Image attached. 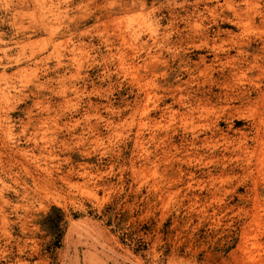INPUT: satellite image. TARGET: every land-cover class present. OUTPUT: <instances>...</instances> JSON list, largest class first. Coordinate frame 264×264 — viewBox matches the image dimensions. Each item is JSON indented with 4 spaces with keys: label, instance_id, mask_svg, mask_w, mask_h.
<instances>
[{
    "label": "rangeland",
    "instance_id": "1",
    "mask_svg": "<svg viewBox=\"0 0 264 264\" xmlns=\"http://www.w3.org/2000/svg\"><path fill=\"white\" fill-rule=\"evenodd\" d=\"M228 1L0 0V264H264V0Z\"/></svg>",
    "mask_w": 264,
    "mask_h": 264
},
{
    "label": "bare ground",
    "instance_id": "2",
    "mask_svg": "<svg viewBox=\"0 0 264 264\" xmlns=\"http://www.w3.org/2000/svg\"><path fill=\"white\" fill-rule=\"evenodd\" d=\"M134 1H135V0H134ZM139 1H140V0H139ZM202 1H203V0H202ZM222 1H223V0H222ZM229 1H230V0H229ZM229 1H228V2H229ZM238 1H239V0H238ZM238 1H237V2H238ZM136 2H137V1H136ZM136 2H135V3H136ZM182 2H183V1H182ZM184 2H185V1H184ZM187 2H188V1H187ZM195 2H197V0H195ZM217 2H218V1H217ZM217 2H216V3H217ZM220 2H221V1H220ZM225 2H226V1H225ZM241 2H242V1H241ZM244 2H245V4H246V0H245ZM247 2H248V0H247ZM126 3H127V2H126ZM130 3L132 4V2H130ZM139 3H140V2H139ZM165 3H166V2H165ZM170 3H171V2H170ZM172 3H173V2H172ZM203 3H204V2H203ZM213 3H214V2H213ZM223 3H224V2H223ZM230 3H231V2H230ZM136 4H137V3H136ZM143 4H144V2H143ZM192 4H193V3H192ZM220 4H221V3H220ZM225 4H226V3H225ZM231 4H232V3H231ZM129 5H130V4H129ZM149 5H151V4H149ZM163 5H164V4H163ZM163 5H162V6H163ZM166 5H167V4H166ZM166 5H165V6H166ZM173 5H174V4H173ZM180 5H181V4H180ZM194 5H195V3H194ZM199 5H200V4H199ZM204 5H205V4H204ZM214 5H215V3H214ZM234 5H235V4H234ZM144 6H145V4H144ZM144 6H141V5H140V7H144ZM160 6H161V5H160ZM217 6H219V5L217 4ZM221 6H222V5H221ZM223 6H224V5H223ZM230 6H231V5H230ZM240 6H241V5H240ZM127 7H129V6H127ZM166 7H167V6H166ZM211 7H212V6H211ZM122 8H123V6H122ZM124 8H125V7H124ZM137 8H138V7H137ZM152 8H153V7H152ZM159 8H161V7H159ZM174 8H175V7H174ZM184 8H185V7H184ZM212 8H213V7H212ZM216 8H217V7H216ZM225 8H227V7H225ZM140 9H141V8H140ZM140 9H139V10H140ZM155 9H156V8H155ZM157 9H158V8H157ZM157 9H156V11H158ZM170 9H171V8H170ZM178 9H179V7H178ZM182 9H183V8H182ZM185 9H186V8H185ZM221 9H222V8H221ZM239 9H240V8H239ZM139 10H138V11H139ZM141 10H142V9H141ZM145 10H146V9H145ZM173 10H174V9H173ZM180 10H181V9H180ZM192 10H193V8H192ZM209 10H210V9H209ZM215 10H216V9H215ZM217 10H218V9H217ZM240 10H241V9H240ZM138 11H137V12H138ZM151 11H154V9H152ZM168 11H170V10H168ZM184 11H185V10H184ZM187 11H188V10H187ZM201 11H202V9H201ZM203 11H204V10H203ZM206 11H207V10H206ZM211 11H212V10H211ZM226 11H227V10H226ZM149 12H150V11H149ZM171 12H172V11H171ZM217 12H218V11H217ZM122 13H123V12H122ZM173 13H175V12H173ZM176 13H177V12H176ZM191 13H192V12H191ZM211 13H212V12H211ZM213 13H214V11H213ZM215 13H216V12H215ZM231 13H232V12H231ZM234 14H235V13H234ZM174 15H175V14H174ZM194 15H195V13H194ZM206 15H207V14H206ZM214 15H215V14H213V16H214ZM217 15H218V14H217ZM232 15H233V14H232ZM235 15H236V14H235ZM110 16H111V15H110ZM125 16H126V15H125ZM195 16H196V15H195ZM200 16H201V15H200ZM223 16H224V15H223ZM233 16H234V15H233ZM169 17H170V16H169ZM187 17H188V15H187ZM197 17H198V16H197ZM211 17H212V15H211ZM231 17H232V16H231ZM257 17H258V16H257ZM112 18H113V16H112ZM112 18H111V19H112ZM115 18H116V17H115ZM115 18H114L113 20H115ZM171 18H172V16H171ZM181 18H182V17H181ZM181 18H180V19H181ZM183 18H184V17H183ZM193 18H194V17H193ZM204 18H205V17H204ZM220 18H221V17H220ZM232 18H233V17H232ZM236 18H238V17H236ZM263 18H264V17H263ZM184 19H185V18H184ZM189 19H190V18H189ZM191 19H192V18H191ZM194 19H195V18H194ZM200 19H201V18H200ZM225 19H226V18H225ZM233 19H234V18H233ZM117 20H118V19H117ZM177 20H178V18H177ZM218 20H219V17H218ZM222 20H223V19H222ZM234 20H235V19H234ZM260 20H261V19H260ZM158 21H159V20H158ZM158 21H157V22H158ZM174 21H175V20H174ZM185 21H186V19H185ZM187 21H188V19H187ZM215 21H216V20H215ZM226 21H227V20H226ZM238 21H240V20H238ZM109 22H110V23H109ZM113 22H114V21H113ZM113 22H112V24H113ZM176 22H177V21H176ZM191 22H192V21H191ZM232 22H234V21H232ZM262 22H263V21H262ZM107 23H108V24H111V20L108 21ZM116 23H117V22H116ZM158 23H159V22H158ZM172 23H173V22H172ZM177 23H178V22H177ZM213 23H214V22H213ZM238 23H240V22H238ZM238 23H237V24H238ZM169 24H170V23H169ZM178 24H179V23H178ZM185 25H186V24H185ZM192 25H193V24H192ZM192 25H191V26H192ZM194 25H196V24H194ZM232 25H233V24H232ZM234 25H235V24H234ZM116 26H117V25H116ZM162 26H164V25H162ZM170 26H171V25H170ZM180 26H181V25H180ZM188 26H189V24H188ZM235 26H236V25H235ZM124 27H125V26H124ZM185 27H187V26H185ZM236 27H237V26H236ZM165 28H166V27H165ZM155 29H156V28H155ZM158 29H159V28H158ZM161 29H163V28H161ZM167 29H168V28H167ZM179 29L182 30L181 28H179ZM186 29H187V28H186ZM206 29H207V28H206ZM121 30H122V29H121ZM175 30H176V28H175ZM183 30H185V28H184ZM155 31H156V30H155ZM160 31H161V30H160ZM163 31H164V30H163ZM165 31H166V30H165ZM165 31H164V33H165ZM170 31H172V30L170 29ZM173 31H174V30H173ZM178 31H179V30H178ZM191 31H192V29H191ZM191 31H190V32H191ZM167 32H168V31H167ZM160 33H161V32H160ZM169 33H170V32H169ZM186 33H187V32H186ZM192 33H193V31H192ZM217 33H219V32H217ZM217 33H216V34H217ZM221 33H222V32H221ZM171 34H172V33H171ZM171 34H170V35H171ZM188 34H189V33H188ZM216 34H215V35H216ZM143 35H145V34H143ZM172 35H173V34H172ZM177 35H178V34H177ZM180 35H181V34H180ZM180 35H179V36H180ZM189 35H192V34H189ZM200 35H201V34H200ZM202 35H204V34H202ZM202 35H201V36H202ZM227 35H228V34H227ZM230 35H231V34H230ZM230 35H229V36H230ZM117 36H118L117 38L119 39L121 45H123V44L125 43V41L127 42L128 39H130L132 42H135V41H139V40H140V39H139V37H140V32H139L138 30H136L135 28H132V27H130V29L127 28L126 31H123V32L118 33ZM164 36H165V35H164ZM184 36H185V35H184ZM197 36H198V35H197ZM225 36H226V35H225ZM237 36H238V35H237ZM148 37H149V36H148ZM166 37H167V36H166ZM204 37H205V36H204ZM234 37H235V36H234ZM156 38H157V37H156ZM176 38H177V37H176ZM179 38H180V37H179ZM224 38H225V37H224ZM126 39H127V40H126ZM138 39H139V40H138ZM141 39H142V38H141ZM151 39H152V38H151ZM157 39H159V38H157ZM157 39H156V40H157ZM166 39H167V38H166ZM183 39H184V38H183ZM188 39H189V38H188ZM200 39H201V38H200ZM206 39H207V38H206ZM229 39H230V38H229ZM167 40H168V39H167ZM174 40H175V39H174ZM189 40H190V39H189ZM193 40L195 41V39H193ZM197 40H198V39H197ZM212 40H213V39H212ZM212 40H210V41H212ZM227 40H228V39H227ZM235 40H236V39H235ZM235 40H234V41H235ZM102 41H103V40H102ZM171 41H172V40H171ZM175 41H176V40H175ZM180 41H181V40H180ZM185 41H186V40H185ZM187 41H188V40H187ZM201 41H202V40H201ZM220 41H221V39H220ZM254 41H255V40H254ZM260 41H261V40H260ZM103 42H105V41H103ZM115 42H116V41H115ZM139 42H140V41H139ZM141 42H142V41H141ZM162 42H163V41H162ZM172 42H173V41H172ZM176 42H179V41H176ZM195 42H196V41H195ZM206 42H207V41H206ZM212 42H214V40H213ZM223 42H224V41H223ZM225 42H226V41H225ZM146 43H147V41H146ZM153 43H154V42H153ZM155 43H156V41H155ZM165 43H166V42H165ZM188 43H189V42H188ZM191 43H193L192 40H191ZM197 43H199V42L197 41ZM197 43H196V44H197ZM203 43H204V41H203ZM203 43H202V44H203ZM216 43H217V42H216ZM218 43H219V41H218ZM229 43H230V42H229ZM239 43H242V42H239ZM246 43H247V42H246ZM108 44H109V43H108ZM110 44H111V43H110ZM148 44H149V43H147V45H148ZM159 44H160V43H159ZM182 44H183V42H182ZM202 44H201V45H202ZM231 44H232V43H231ZM147 45H146V46H147ZM157 45H158V43H157ZM180 45H181V44H180ZM188 45H189V44H188ZM188 45H186V46H188ZM192 45H194V44H192ZM192 45H190V47H191ZM203 45H204V44H203ZM222 45H223V44H222ZM229 45H230V44H229ZM257 45H258V44H257ZM172 46H173V45H172ZM177 46H178V44H177ZM184 46H185V45H184ZM186 46H185V48H186ZM204 46L206 47V44H205ZM208 46H209V45H208ZM212 46H217V45H214V44H213ZM227 46H228V45H227ZM231 46H232V45H231ZM234 46H235V44H234ZM236 46H237V45H236ZM261 46H262V45H261ZM263 46H264V45H263ZM109 47L111 48L112 46H109ZM141 47H142V46H141ZM153 47H154V46H153ZM166 47H167V46H166ZM173 47H174V46H173ZM192 47H193V46H192ZM192 47H191V48H192ZM196 47H197V46H196ZM201 47H202V46H199V48H201ZM149 48H150V47H149ZM149 48H148V49H149ZM168 48H169V47H168ZM178 48H179V47H178ZM181 48H182V46H181ZM207 48H208V47H207ZM212 48H213V47H212ZM212 48H211V51H212ZM221 48H222V46H221ZM96 49H97V48H96ZM106 49H108V48H106ZM154 49H155V48H154ZM157 49H158V48H157ZM170 49H171V48H170ZM194 49H195V48H194ZM196 49H197V48H196ZM204 49H205V48H204ZM216 49H217V48H216ZM231 49H232V47H231ZM143 50H144V49H143ZM151 50H152V49H151ZM155 50H156V49H155ZM165 50H166V48H165ZM167 50H168V49H167ZM180 50H181V49H180ZM206 50H207V49H206ZM214 50H215V49H214ZM217 50H218V49H217ZM234 50H235V49H234ZM177 51H178V50H177ZM225 51H226V50H225ZM258 51H259V50H258ZM150 52H151V51H150ZM160 52H161V51H160ZM163 52H164V51H163ZM170 52H171V51H170ZM181 52H182V51H181ZM184 52H185V51H184ZM217 52H218V51H217ZM220 52H222V51H220ZM227 52H228V51H227ZM239 52H240V51H239ZM262 52H263V51H262ZM111 53H112V52H110V54H111ZM168 53H169V52H168ZM172 53H173V52H172ZM176 53H177V52H176ZM176 53H174V55H175ZM187 53H188V52H187ZM214 53H215V52H214ZM214 53H212V54H214ZM108 54H109V53H108ZM146 54H148V53H146ZM149 54H151V53H149ZM154 54H155V53H154ZM207 54H208V53H207ZM221 54H222V53H221ZM237 54L239 55L238 52H237ZM136 55H137V54H136ZM156 55H157V54H156ZM171 55H172V54H171ZM171 55H170V56H171ZM178 55H179V54H178ZM214 55H215V54H214ZM230 55H231V54H230ZM235 55H236V54H235ZM241 55H242V54H241ZM110 56H111V55H110ZM138 56H139V55H138ZM148 56H149V55H148ZM159 56H160V54H159ZM161 56H162V54H161ZM165 56H166V55H165ZM167 56H168V55H167ZM175 56H176V55H175ZM216 56H217V55H216ZM107 57H108V56H107ZM107 57H106V58H107ZM133 57H134V56H133ZM140 57H141V56H140ZM150 57L152 58V57H154V56H152V54H151ZM221 57H223V56L221 55ZM224 57H225V56H224ZM227 57H228V55H227ZM233 57H235V56H233ZM115 58H116V57H115ZM157 58H158V57H157ZM164 58H165V57H164ZM167 58H168V57H167ZM174 58H175V57H174ZM212 58H213V57H212ZM215 58H216V57H215ZM217 58H218V57H217ZM228 58H229V57H228ZM231 58H232V57H230V60H228V61H227L225 58H224V60H226L225 63H227V67H229L230 69H232V72H231L230 74H232L234 77L237 78L238 75H241V74L243 75V72H242L241 70H240V72H238L239 69H237L238 71H236V69H235V70L233 69V67H234V63H233V59H231ZM235 58H237V57H235ZM108 59H109V58H108ZM133 59H134V58H133ZM133 59H132V60H133ZM143 59H144V58H143ZM152 59H153V58H152ZM171 59H172V57H171ZM203 59H205V58L203 57ZM219 59H220V58H219ZM120 60H121V59H120ZM136 60H137V59H136ZM149 60H150V58H149ZM161 60H162V59H161ZM211 60H212V59H211ZM237 60H238V59H237ZM240 60H241V58H240ZM138 61H139V60H138ZM140 61H141V60H140ZM147 61H148V59H147ZM151 61H153V60H151ZM179 61H180V60H179ZM234 61H235V60H234ZM238 61H239V60H238ZM115 62H116V61H115ZM159 62H160V60H159ZM159 62H156V63H159ZM202 62H203V61H202ZM222 62H223V61H222ZM241 62H242V61H241ZM120 63H121V62H120ZM128 63H129V62H128ZM128 63H127V64H128ZM145 63H146V62H145ZM149 63H150V62H149ZM207 63H208V62H207ZM223 63H224V62H223ZM225 63H224V64H225ZM244 63H245V62H244ZM117 64H118V63H117ZM147 64H148V63H147ZM161 64H162V63H161ZM164 64H165V63H164ZM118 65H119V64H118ZM120 65H121V64H120ZM122 65H123V64H122ZM124 65H125V64H124ZM128 65H129V64H128ZM141 65H142V64H141ZM143 65H144V64H143ZM162 65H163V64H162ZM177 65H178V64H177ZM186 65H187V64H186ZM186 65H185V66H186ZM206 65H207V64H206ZM255 65H256V63H255ZM130 66H131V65H130ZM185 66H184V67H185ZM201 66H202V65H201ZM203 66H204V65H203ZM224 66H225V65H224ZM238 66H239V64H238ZM238 66H237V67H238ZM253 66H254V65H252V67H253ZM117 67H118V66H117ZM122 67H123V66H122ZM137 67H138V66H137ZM139 67H140V66H139ZM208 67H209V65H208ZM215 67H216V66H215ZM218 67H219V66H218ZM222 67H223V66H222ZM252 67H251V68H252ZM118 68H121V67H118ZM204 68H206V67H204ZM220 68H221V67H220ZM121 69H122V68H121ZM179 69H180V68H179ZM183 69H185V68H183ZM207 69H208V68H207ZM213 69H214V68H213ZM216 69H217V68H216ZM243 69H244V68H243ZM249 69H250V68H248L247 70H249ZM175 70H176V69H175ZM185 70H186V69H185ZM187 70H188V69H187ZM208 70H209V69H208ZM217 70H218V69H217ZM220 70H221V69H220ZM220 70H219V71H220ZM259 70H260V69H259ZM107 71H108V70H107ZM171 71H172V70H171ZM189 71H190V69H189ZM189 71H188V72H189ZM198 71H199V70H198ZM202 71H203V70H201L200 73L203 75L206 71H205V70H204L205 72H202ZM209 71H210V70H209ZM230 71H231V70H230ZM245 71H246V70H245ZM160 72H163V71H160ZM263 72H264V71H263ZM156 73H157V72H156ZM198 73H199V72H198ZM108 74H109V73H108ZM160 75H161V74H160ZM160 75L158 74V76H160ZM162 75H163V74H162ZM162 75H161V76H162ZM188 75H189V74H188ZM192 75H195V74H191V76H192ZM202 75H201V76H202ZM206 75H207V74H206ZM206 75H205V76H206ZM208 75H209V74H208ZM156 76H157V75H156ZM161 76H160V77H161ZM167 76H168V75H167ZM198 76H199V75H198ZM209 76H210V75H209ZM154 77H155V76H154ZM162 77H163V76H162ZM193 77H194V76H193ZM210 77H212V76H210ZM230 77H232V76H230ZM198 78H199V77H198ZM238 78H239V77H238ZM153 79H154V78H153ZM153 79H151V80H153ZM172 79H173V78H172ZM176 79H177V77H176ZM185 79H186V78H185ZM187 79H188V78H187ZM187 79H186V80H187ZM195 79H196V78H195ZM239 79H241V78H239ZM239 79H238V80H239ZM242 79H243V78H242ZM245 79H246V78H245ZM193 80H194V79H193ZM200 80H201V79H200ZM238 80H237V81H238ZM243 80H244V79H243ZM227 81H229V80L227 79ZM227 81H226V82H227ZM231 81H233V80H231ZM144 82H145V81H144ZM146 82H147V81H146ZM189 82H193V81H190V79H189ZM194 82H195V81H194ZM206 82H207V81H206ZM211 82H212V81H211ZM214 82H215V81H214ZM214 82H213V83H214ZM222 82H223V81H222ZM224 82H225V80H224ZM226 82H225V83H226ZM167 83H168V82H167ZM235 83H236V82H235ZM253 83H254V82H253ZM143 84H145V83H143ZM175 84H176V83H175ZM186 84H187V81H186ZM190 84H191V83H190ZM194 84H195V83H194ZM196 84H198V83H196ZM196 84H195V85H196ZM210 84H211V83H210ZM214 84H215V83H214ZM227 84H228V83H227ZM256 84H257V83H256ZM258 84H259V83H258ZM164 85H165V84H164ZM164 85H163V86H164ZM179 85H180V84H179ZM224 85H225V84H224ZM145 86H146V85H145ZM183 86H184V84L182 85V87H183ZM193 86H194V85H193ZM196 86H197V85H196ZM196 86H195V88H196ZM225 86H226V85H225ZM239 86H240V85H239ZM251 86H253V85H251ZM139 87H140V86H139ZM170 87H171V86H170ZM174 87H175V85H174ZM144 88H145V87H144ZM175 88H176V87H175ZM175 88H174V90H175ZM178 88H179V87H178ZM178 88H177V89H178ZM185 88H186V87H185ZM222 88H223V86H222ZM224 88L227 89L226 87H224ZM256 88H257V87H256ZM177 89H176L175 91H178ZM182 89H183V88H182ZM186 89H187V88H186ZM229 89H230V88H229ZM234 89H235V88H234ZM144 90H145V89H144ZM191 90H192V89H191ZM166 91H167V90H166ZM172 91H173V90H172ZM239 91H240V90H239ZM239 91H238V92H239ZM173 92H174V91H173ZM192 92H193V91H192ZM197 92H198V91H197ZM219 92H220V91H219ZM225 92H226V91H225ZM240 92H241V91H240ZM162 93H163V92H162ZM186 93H187V92H186ZM186 93H185V94H186ZM188 93H189V92H188ZM199 93H200V92H199ZM235 93H236V92H235ZM255 93H256V92H255ZM163 94H164V93H163ZM172 94H173V93H172ZM190 94H191V92H190ZM193 94H194V93H193ZM263 94H264V92H263ZM144 95H146V94H144ZM147 95H148V94H147ZM169 95H170V94H169ZM177 95H178V94H177ZM198 95H199V94H198ZM201 95H202V94H201ZM239 95H241V94H239ZM239 95H238V96H239ZM254 95H255V94H254ZM260 95H261V94H260ZM137 96H138V95H137ZM180 96H181V95H180ZM182 96H183V95H182ZM187 96H188V95H187ZM190 96H192V95H190ZM199 96H200V95H199ZM203 96H204V95H203ZM226 96H227V94H226ZM228 96H229V94H228ZM231 96H232V95H231ZM149 97H150V96H149ZM162 97H163V96H162ZM164 97H165V96H164ZM164 97H163V98H164ZM258 97H259V96H258ZM262 97H263V96H262ZM145 98H146V97H145ZM197 98H198V97H197ZM197 98H196V99H197ZM205 98H206V97H205ZM256 98H257V97H256ZM146 99H147V98H146ZM149 99H150V98H149ZM171 99H172V98H171ZM202 99H203V98H202ZM215 99H216V97H215ZM217 99H218V98H217ZM241 99H242V98H241ZM160 100H161V99H160ZM179 100H180V99H179ZM183 100H184V98H183ZM197 100H198V99H197ZM220 100H221V99H220ZM254 100H256V99H254ZM173 101H174V100H173ZM195 101H196V100H195ZM203 101H204V99H203ZM221 101H222V100H221ZM225 101H228V100H225ZM258 101H259V99H258ZM124 102H125V101H124ZM147 102H148V101H147ZM164 102H165V101H164ZM187 102H189V101H187ZM193 102H194V101H193ZM198 102H199V101H198ZM206 102H207V99H206ZM222 102H223V101H222ZM178 103L180 104V102H178ZM189 103H190V102H189ZM202 103H203V102H202ZM157 104H158V103H157ZM165 104H166V103H165ZM198 104H200V103H198ZM204 104H205V103H204ZM214 104H215V103H214ZM252 104H254V103H252ZM256 104H257V103H256ZM260 104H261V103H260ZM262 104H263V101H262ZM181 105H182V103H181ZM193 105H194V104H193ZM226 105H227V104H226ZM231 105H232V104H231ZM109 106H110V105H109ZM142 106H143V105H142ZM147 106H148V105H147ZM154 106H155V104H154ZM165 106H166V105H165ZM186 106H187V105H186ZM198 106H199V105H197V107H198ZM209 106H210V105H209ZM219 106H221V105H219ZM110 107H111V106H110ZM170 107H171V106H170ZM170 107H169V109H170ZM188 107H189V106H188ZM195 107H196V106H195ZM195 107H194V108H195ZM205 107H206V106H205ZM222 107H223V106H222ZM228 107H230V106H228ZM228 107H227V108H228ZM232 107H234V106L232 105ZM232 107H231V108H232ZM238 107H239V106H238ZM242 107H243V106H242ZM260 107H261V106H260ZM262 107H263V106H262ZM154 108H155V107H154ZM161 108H162V107H161ZM164 108H166V107H164ZM167 108H168V107H167ZM176 108H177V107H176ZM190 108H191V107H190ZM192 108H193V107H192ZM202 108H203V107H202ZM202 108H201V109H202ZM208 108H209V107H208ZM235 108H236V107H235ZM239 108H240V107H239ZM239 108H238V109H239ZM248 108H250V107H248ZM47 109H48V108H46V110H47ZM152 109H153V108H152ZM196 109H197V108H196ZM199 109H200V107H199ZM199 109H197V110H199ZM217 109H218V107H217ZM108 110H109V109H108ZM144 110H146V109H144ZM171 110H172V109H171ZM220 110H221V108H220ZM233 110H234V109H233ZM236 110H237V109H236ZM236 110H235V112H236ZM239 110H240V109H239ZM261 110H263V109H261ZM261 110H260V111H261ZM161 111H162V110H161ZM184 111H185V110H184ZM199 111H200V110H199ZM228 111H229V110H228ZM240 111H241V110H240ZM240 111H239V112H240ZM159 112H160V111H159ZM162 112H163V111H162ZM175 112H176V111H175ZM175 112H174V115H175ZM185 112H186V111H185ZM185 112H183V110H182V113H185ZM187 112H188V111H187ZM190 112H191V111H190ZM160 113H161V112H160ZM160 113H159V114H160ZM170 113H171V112H170ZM172 113H173V112H172ZM172 113H171V114H172ZM176 113H178V112H176ZM179 113H181V112H179ZM179 113H178V114H179ZM168 114H169V111H168ZM187 114H188V113H187ZM230 114H231V113H230ZM237 114H238V112H237ZM259 114H260V113H259ZM169 115H170V114H169ZM176 115H177V114H176ZM235 115H236V114H235ZM235 115H234V116H235ZM261 115H262V114H261ZM98 116H99V114H98ZM158 116H159V115H158ZM177 116H179V115H177ZM181 116H183V114H182ZM184 116H186V115H184ZM191 116H192V114H191ZM236 116H237V115H236ZM238 116H239V114H238ZM186 117H187V116H186ZM186 117H185V118H186ZM146 118H147V117H146ZM149 118H150V117H149ZM178 118H181V117H178ZM235 118H236V117H235ZM237 118H238V117H237ZM256 118H257V117H256ZM262 118H263V117H262ZM241 119H242V118H241ZM263 119H264V118H263ZM178 120H179V119H178ZM242 120H244V119H242ZM256 120H257V119H256ZM256 120H255V121H256ZM180 121H181V120H180ZM215 121H216V120H215ZM245 121H246V120H245ZM247 121H248V120H247ZM260 121H261V119H260ZM216 122H217V121H216ZM226 122H227V121H226ZM254 123H255V122H254ZM254 123H253V124H254ZM214 124H216V123H214ZM257 124H258V123H257ZM112 125H113V124H112ZM250 125H251V124H250ZM261 125H262V124H261ZM107 126H108V125H107ZM212 126H213V125H212ZM227 126H228V125H227ZM247 126H248V125H247ZM252 126H253V125H252ZM254 126H255V125H254ZM262 126H263V125H262ZM218 127H219V126H218ZM229 127H230V126H229ZM250 127H251V126H250ZM227 128H228V127H227ZM248 128H249V127H248ZM255 128H256V127H255ZM257 128H258V127H257ZM263 128H264V127H263ZM209 129H210V128H209ZM246 130H247V129H246ZM260 130H261V129H260ZM262 130H263V129H262ZM262 130H261V131H262ZM204 131H206V130H204ZM215 131H216V130H215ZM241 131H243V130H241ZM258 131H259V130H258ZM181 132H182V131H181ZM216 132H217V131H216ZM239 132H240V131H239ZM9 133H10V132H9ZM174 133H175V132H174ZM193 133H194V132H193ZM197 133H199V132H197ZM203 133H204V132H203ZM207 133H208V132H207ZM211 133H212V132H211ZM240 133H241V132H240ZM255 133H257V132H255ZM263 133H264V131H263ZM185 134H186V133H185ZM200 134H201V133H200ZM214 134H215V133H214ZM241 134H242V133H241ZM246 134H247V133H246ZM248 134H249V133H248ZM248 134H247V135H248ZM253 134H254V133H253ZM197 135H198V134H197ZM205 135H206V134H205ZM256 135H257V134H256ZM262 135H263V134H262ZM192 136H193V135H192ZM207 136H209V135H207ZM241 136H242V135H241ZM243 136H244V135H243ZM257 136H259V134H258ZM257 136H256V137H257ZM203 137H204V136H203ZM203 137H202V138H203ZM218 137H219V135H218ZM238 137H240V135H239ZM149 138H150V137H149ZM195 138H196V137H195ZM216 138H217V137H216ZM188 139H189V138H188ZM208 139H209V138H208ZM213 139H214V138H213ZM244 139H245V138H244ZM248 139H249V138H248ZM252 139H253V138H252ZM259 139H260V138H259ZM259 139H258V141H260ZM194 140H195V139H194ZM203 140H204V139H203ZM222 140H223V139H222ZM222 140H221V141H222ZM226 140H227V139H226ZM232 140H233V139H232ZM234 140H235V139H234ZM242 140H243V139H242ZM255 140H256V139H255ZM255 140H254V141H255ZM179 141H180V140H179ZM183 141H184V140H183ZM212 141H213V140H212ZM236 141H237V140H236ZM251 141H252V140H251ZM262 141L264 142V140H262ZM190 142H191V141H190ZM200 142H202V141H200ZM204 142H205V141H204ZM208 142H209V141H208ZM217 142H218V141H217ZM230 142H231V141H230ZM246 142H247V141H246ZM198 143H199V142H198ZM198 143H197V144H198ZM225 143H226V142H225ZM235 143H236V146L234 145L235 148H234V147H233V148H234V151H237V152H238V154H242V156H244V157H246L247 155L250 154V151H249L248 148L246 147L247 145H245V143H243V141H242V142H241V141H238V142H235ZM254 143H255V142H254ZM254 143H253V145H255ZM180 144H181V143H180ZM203 144H204V143H203ZM215 144H216V143H215ZM226 144H227V143H226ZM231 144H232V143H231ZM233 144H234V143H233ZM257 144H258V143H257ZM259 144H260V145H259V148H261V147H262V146H261L262 143L259 142ZM201 145H202V144H201ZM213 145H214V144H213ZM224 145H225V144H224ZM251 145H252V144H251ZM216 146H218V145H216ZM260 146H261V147H260ZM186 147H187V146H186ZM194 147H195V146H194ZM202 147H203V146H202ZM205 147H206V146H205ZM222 147H223V146H222ZM226 147H228V146H226ZM226 147H225V148H226ZM231 147H232V146H231ZM231 147H230V148H231ZM10 148H11L12 150H13V149L17 150V151L14 152V153H16V154H17V153H20V154H21V152L23 151V150L17 149L16 146H11ZM223 148H224V147H223ZM183 149H185V148H183ZM213 149H214V148H213ZM217 149H218V148H217ZM231 149H232V148H231ZM257 149H258V148H257ZM162 150H163V149H162ZM210 150H211V149H210ZM224 150H225V149H224ZM250 150H251V149H250ZM203 151H204V150H203ZM253 151H254V150H253ZM184 152H185V151H184ZM184 152H183V153H184ZM188 152H189V151H188ZM228 152H229V149H228ZM200 153H201V152H200ZM200 153H198V155H199ZM209 153H210V152H209ZM230 153H231V151H230ZM230 153H229V154H230ZM233 153H234V152H233ZM233 153H231V154H233ZM178 154H179V153H178ZM211 154H212V153H211ZM231 154H230V155H231ZM238 154H237V155H238ZM195 155H196V154H195ZM222 155H223V154H222ZM224 155H225V154H224ZM226 155H227V154H226ZM251 155H252V154H251ZM171 156H172V155H171ZM191 156H192V154H191ZM199 156H200V155H199ZM203 156H204V155H203ZM234 156H235V155H234ZM178 157H180V155H179ZM192 157H193V156H192ZM196 157H197V156H196ZM222 157H223V156H222ZM230 157H231V156H229V158H230ZM185 158H186V157H185ZM210 158H211V157H210ZM235 158H236V157H235ZM237 158H238V156H237ZM242 158H243V157H242ZM178 159H179V158H178ZM175 160H176V159H175ZM183 160H184V159H183ZM191 160H192V159H191ZM243 160H244V159H243ZM245 160H246V159H245ZM250 160H251V159H250ZM188 161H189V160H188ZM216 161H217V160H216ZM224 161H225V160H224ZM227 161H228V160H227ZM235 161H236V160H235ZM238 161H239V160H238ZM258 161H259V160H258ZM261 161H262V158H261V160H260V163H261ZM263 161H264V160H263ZM263 161H262V165H263ZM220 162H221V161H220ZM222 162H223V161H222ZM222 162H221V163H222ZM230 162H231V161H230ZM241 162H242V161H241ZM249 162H250V161H249ZM251 162H252V161H251ZM208 163H209V162H208ZM210 163H211V162H210ZM233 163H234V162H233ZM260 163H259V164H260ZM225 164H227V163H225ZM235 164H236V163H235ZM245 164H246V163H245ZM250 164H251V163H250ZM239 165H242V163L239 164ZM248 165H249V164H248ZM234 166H237V165H234ZM244 166H245V165H244ZM224 167H225V166H224ZM230 167H231V166H230ZM237 167H238V166H237ZM263 167H264V166H263ZM38 168H39V167H37V169H36V173L40 176V174L38 173ZM222 168H223V166H222ZM232 168H233V166H232ZM232 168H231V169H232ZM242 168H243V167H242ZM56 169H57V168H56ZM179 169H180V168H179ZM239 169H240V167H239ZM244 169H246V168H244ZM251 169L253 170V168H251ZM254 169H255V168H254ZM257 169H258V168H257ZM257 169H255V170H257ZM39 170H40L44 175L48 176L49 179H50L52 182H55V181L57 180V176L54 177V174H55V173L53 174V172L50 170V168H39ZM242 170H243V169H242ZM258 170H259V169H258ZM258 170L256 171V173L261 172L260 170H259V171H258ZM262 170H263V168H262ZM224 171H225V170H224ZM240 171H241V170H240ZM253 171H254V170H253ZM253 171H252V172H253ZM56 173H57V172H56ZM191 173H192V172H191ZM225 173H226V172H225ZM250 173H251V172H250ZM209 174H210V173H209ZM242 174H243V172H242ZM242 174H241V176H242ZM245 174H246V173H245ZM258 174H259V173H258ZM260 174H261V173H260ZM215 175H216V174H215ZM217 175H218V174H217ZM189 176H190V175H189ZM220 176H221V175H220ZM229 176H230V175H229ZM229 176H228V177H229ZM250 176H251V175H250ZM195 177H196V176H195ZM223 177H224V176H222V178H223ZM251 177H252V176H251ZM255 177H256V176H255ZM255 177H254V178H255ZM234 178H235V177H234ZM258 178H259V177H258ZM213 179L215 180V177H214ZM249 179H250V178H249ZM261 179H262V178H261ZM188 180H190V179H188ZM192 180H193V179H192ZM192 180H191V181H192ZM256 180H257V179H256ZM193 181H194V180H193ZM225 181H227V180H225ZM251 181H252V180H251ZM251 181H250V182H251ZM253 181H254V180H253ZM253 181H252V182H253ZM219 182H220V179H219ZM223 182H224V181H223ZM257 182H258V181H257ZM259 182H260V181H259ZM186 183H187V182H186ZM215 183H216V182H215ZM217 183H218V182H217ZM258 184H259V183H258ZM258 184H257V185H258ZM261 184H262V183H261ZM254 185H255V184H253V186H254ZM260 188H261V187H260ZM232 189H233V188H232ZM173 192H174V191H173ZM231 192H232V191H231ZM255 193H256V192H255ZM262 193H263V192H262ZM210 194H211V193H210ZM253 198H255V197H253ZM256 199H257V198H256ZM256 199H255V200H256ZM258 200H259V199H258ZM195 201H196V200H195ZM199 202H200V201H199ZM257 202H259V201H257ZM260 202H261V201H260ZM205 205H206V204H205ZM259 206H261V205H259ZM262 206H263V205H262ZM256 207H257V206H256ZM258 208H259V207H258ZM255 210H256V208H255ZM257 211H258V210H257ZM215 212H216V211H215ZM251 213H252V212H251ZM253 213H254V212H253ZM253 213H252V214H253ZM255 213H257V212H255ZM248 214H249V213H248ZM258 215H259V214H257V216H258ZM245 216H246V215H245ZM253 216H254V214H253ZM251 217H252V216H251ZM217 218H218V217H217ZM247 218H248V217H247ZM254 218H256V216H255ZM259 218H260V216H259ZM251 219H252V218H251ZM251 219H250V220H251ZM257 219H258V218H257ZM262 219H263V218H262ZM258 221H259V220H258ZM249 222H250V221H249ZM253 222H255L254 219H253ZM256 223H257V222H256ZM256 223H255V224H256ZM259 223H260V222H259ZM249 225H251V224H249ZM249 225H248V226H249ZM257 225H258V224H257ZM245 226H246V223H245ZM255 226H256V225H255ZM23 227H24V226H23ZM246 227H247V226H246ZM249 227H250V226H249ZM261 227H262V226H261ZM249 229H250V228H249ZM256 229H258V227H257ZM260 230H261V228H260ZM242 232H243V230H242ZM248 232H249V231H248ZM262 232H263V231H262ZM262 232H261V233H262ZM244 233H245V231H244ZM246 233H247V232H246ZM242 235H243V234H242ZM252 235H253V234H252ZM243 236H244V235H243ZM245 236H247V235H245ZM243 239H244V238H243ZM241 240H242V238H241ZM247 241H248V240H247ZM247 241H246V242H247ZM242 242H243V241H242ZM244 242H245V241H244ZM240 244H241V243H240ZM242 245H243V244H242ZM257 247H258V246H257ZM243 248H244V247H243ZM239 249H240V248H239ZM262 249H263V248H261V251H262ZM258 252H259V251H258ZM258 252H257V253H258ZM257 253H256V254H257ZM259 254H260V253H259ZM250 255H251V254H250ZM251 256H252V255H251ZM258 256H259V255H258ZM258 256H257V257H258ZM260 256H261V254H260ZM257 257H256V258H257ZM254 258H255V257H254ZM254 258H253V260H254ZM251 259H252V257H251ZM259 259H260V257H259ZM262 259H263V258H262ZM256 260H257V259H256ZM251 261H252V260H251ZM255 262H256V261H255ZM257 262H258V260H257ZM260 262H261V261H260ZM263 263H264V262H263ZM252 264H253V263H252ZM258 264H259V263H258Z\"/></svg>",
    "mask_w": 264,
    "mask_h": 264
},
{
    "label": "trees",
    "instance_id": "3",
    "mask_svg": "<svg viewBox=\"0 0 264 264\" xmlns=\"http://www.w3.org/2000/svg\"><path fill=\"white\" fill-rule=\"evenodd\" d=\"M53 215H57L59 216V218L55 219L52 217ZM61 213L60 210L56 209V208H52L51 212L49 213V215L46 217L45 222L50 226V227H55L56 229L59 227V223L61 221Z\"/></svg>",
    "mask_w": 264,
    "mask_h": 264
}]
</instances>
